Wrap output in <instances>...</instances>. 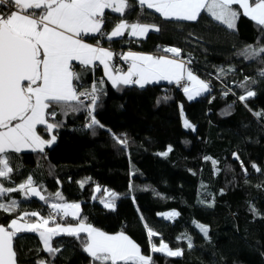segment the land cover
Listing matches in <instances>:
<instances>
[{"label":"trees","instance_id":"1","mask_svg":"<svg viewBox=\"0 0 264 264\" xmlns=\"http://www.w3.org/2000/svg\"><path fill=\"white\" fill-rule=\"evenodd\" d=\"M127 2L131 9L123 17L110 10L106 14L113 21L154 23L161 30L141 38L124 34L112 41L101 39V45L156 55L164 54V47H178L181 58H190V68L210 85L209 92L189 100L170 83L117 88L104 81L95 115L111 133L127 139L126 148L108 131L87 128L85 113L58 114L55 120L61 126L54 130L56 143L43 152L13 153L12 181L0 178V182L18 187L31 176L48 203L39 197L26 198L23 192L8 194L21 211H38L47 217L52 203H80L86 223L108 233L124 231L143 254L152 255L155 264H264V115H255L264 113V78L258 76L264 64L237 55L248 45H264V32L243 16L237 29L229 30L204 13L193 22L170 21L139 6L138 0ZM106 27L110 31L112 25ZM75 66L83 73L80 83L85 87L102 79L101 67ZM246 77L257 81L249 83L256 95L240 101L245 89L238 85ZM183 112L194 129L184 127ZM37 131L49 138L43 126ZM97 186L100 192L95 191ZM109 191L116 197H109ZM57 192L63 200L55 197ZM8 197L0 202H9ZM171 209L178 210L177 218L159 217L160 211ZM19 214L0 211V223L7 225ZM57 222L74 225L77 220L57 216L50 225ZM196 222L209 225L207 237ZM148 228L157 235L149 238ZM186 237H191V247ZM161 240L182 249L183 255L150 253L151 243ZM52 244L61 249L54 260L38 233L18 234L14 239L18 263L92 264L76 238L62 235L54 237Z\"/></svg>","mask_w":264,"mask_h":264},{"label":"snow or ice","instance_id":"2","mask_svg":"<svg viewBox=\"0 0 264 264\" xmlns=\"http://www.w3.org/2000/svg\"><path fill=\"white\" fill-rule=\"evenodd\" d=\"M138 4L170 21L193 22L204 13L229 30H236L237 21L243 16L264 32V0H138ZM130 9L127 0H0V178L12 181L14 168L10 161L13 153L26 150L43 152L46 146L56 142L57 137L52 133L61 126V122L55 120L58 114L66 116L69 112H83L89 120L87 128L104 129L117 143L127 147L126 138L111 133L96 118L97 101L104 92V81L101 79L85 87L80 83L83 73L75 71L73 62H78L86 70H93L99 62L107 79L117 88L128 85L144 88L151 83L167 81L182 87L189 100L209 91L210 85L194 74L188 66L191 61L186 62L181 58L182 50L178 47L162 49L172 54L171 57L128 51L121 57L130 62L128 70L123 72L115 68L113 59L118 54L111 49V45L102 46L101 39L112 41L124 37L126 30L132 37H145L149 31L161 30L154 23L138 21L129 24L123 18L113 21L112 16L106 14V10H110L123 17ZM107 25H112L110 31ZM89 38L95 43L86 42ZM237 55L264 64V45H248ZM220 71L222 74L225 72L224 69ZM258 76L264 78V70L259 71ZM256 82L246 77L238 85L245 89V94L238 97L240 101H247L256 95L249 87V83ZM255 115L259 117L264 113ZM38 126H43L48 139L37 131ZM184 127L194 128L187 119H184ZM167 154L163 153L165 156ZM235 158L239 161L238 155ZM240 163L246 172L243 162ZM251 166L255 171H260L255 164ZM33 185L31 176L18 187H6L0 182V198L8 197L13 192H23L26 198L39 197L48 203ZM95 191L100 192V187L97 186ZM54 195L63 200L61 193ZM116 195L108 192L109 197L115 198ZM8 201L0 202V211L20 214L7 225L0 223V264H17L14 239L20 233H38L44 250L53 260L61 251L59 246H53V238L67 235L80 241L82 250L91 258L92 264H155L152 255L143 254L140 245L124 231L109 234L86 223L80 216L79 203H52V212L44 217L38 211H21L18 202L10 197ZM105 206L114 207L113 204ZM252 211L256 210L253 208ZM178 215L177 212L166 214L168 219ZM57 216L73 217L77 223L65 226L57 222L54 227H49ZM197 227L204 236H208V227L203 224ZM82 233L85 235L81 236ZM156 235L148 228L149 238ZM186 238L188 247H191V237ZM150 253L179 257L183 255V250H173L161 240L158 246L151 243ZM40 264L47 262L42 260Z\"/></svg>","mask_w":264,"mask_h":264},{"label":"crops","instance_id":"3","mask_svg":"<svg viewBox=\"0 0 264 264\" xmlns=\"http://www.w3.org/2000/svg\"><path fill=\"white\" fill-rule=\"evenodd\" d=\"M107 11V10H106ZM149 32H151V31H149ZM125 34H128L129 36H131L130 35V32L128 31V30H126L125 31ZM136 38H141V37H136ZM86 42H89V43H94L92 40H89V39H87V41ZM105 47V46H104ZM127 52L128 51H133V52H137V53H142V54H149V55H156V54H152V53H149V52H145V51H138V50H135V49H127L126 50ZM126 52V53H127ZM125 53V54H126ZM159 55H169V57H171L172 55H170V54H168V53H164V54H159ZM183 59V58H182ZM74 63V65H78V62H73ZM113 64H114V61H113ZM96 66L98 67V68H100L101 67V69H102V72H103V76H102V80L103 81H107L108 83H110L111 84V82L107 79V76L105 75V73H104V70H103V66L102 65H100L99 64V62H97L96 63ZM127 71V70H126ZM194 72V71H193ZM194 74L195 75H197L198 77H199V79H202L201 77H200V75L198 74V73H195L194 72ZM202 80H204L206 83H207V81L205 80V79H202ZM159 83H163V84H165V83H169V82H167V81H160ZM159 83H155V84H159ZM151 84H154V83H151ZM170 84H174L175 86H176V84L175 83H170ZM183 90V89H182ZM210 90V89H209ZM184 92V91H183ZM209 92V91H208ZM208 92H205V93H203L202 95H204V94H207ZM185 95H186V97H187V94L185 93ZM196 98H198V97H196ZM195 98V99H196ZM34 187H36V186H34ZM37 188V187H36ZM38 189V188H37ZM42 194V193H41ZM43 195V194H42ZM63 202H65V201H63ZM63 202H61V203H63ZM67 203H70V202H67ZM73 203H76V202H73ZM80 204V203H79ZM81 214V213H80ZM75 225V224H74ZM55 225H53V226H51V225H49V227H54ZM65 226H67V225H65ZM96 228H98V227H96ZM98 229H100V228H98ZM101 230V229H100ZM103 231V230H102ZM108 233V232H107ZM119 233V232H118ZM83 234V233H82ZM109 234H114V233H109ZM126 234V233H125ZM130 237V236H129ZM131 238V237H130Z\"/></svg>","mask_w":264,"mask_h":264},{"label":"built area","instance_id":"4","mask_svg":"<svg viewBox=\"0 0 264 264\" xmlns=\"http://www.w3.org/2000/svg\"><path fill=\"white\" fill-rule=\"evenodd\" d=\"M164 48H166V47H164ZM118 55L117 56H115L114 57V59H113V61H114V66H115V68L116 69H120L121 71H123V72H126V70H128V68L130 67V62H126V61H124L121 57H122V55L123 54H125L127 51L125 50V49H120V50H118V51H115ZM165 53V52H164ZM168 54H170V53H168ZM170 55H172V54H170ZM184 59V61H191L190 60V58H188V57H185V58H183ZM190 65V64H189ZM188 65V66H189ZM75 70H76V66H75ZM100 78H101V76H100ZM99 78V79H100ZM177 86V85H176ZM179 89H183L182 87H180V86H177ZM66 202V201H65ZM65 202H63V203H65ZM67 203V202H66ZM52 212V209H51V206H50V208H49V211H48V215L50 214ZM62 219L64 218V219H67V218H69V217H63V216H60ZM57 218V217H56ZM56 218H55V220H56ZM53 223V222H52Z\"/></svg>","mask_w":264,"mask_h":264},{"label":"rangeland","instance_id":"5","mask_svg":"<svg viewBox=\"0 0 264 264\" xmlns=\"http://www.w3.org/2000/svg\"><path fill=\"white\" fill-rule=\"evenodd\" d=\"M184 60V59H183ZM189 67H190V65H189ZM184 119H187L188 121H189V123H191L193 126H194V128H195V125H194V123L193 122H191L190 121V119L189 118H187V116L185 115V113L183 112L182 113V123L184 124ZM186 128V127H185ZM194 128H191V129H194ZM187 129H189V128H187ZM52 134H54V132L52 133ZM45 138V137H44ZM45 139H48V138H45ZM56 143V142H55ZM54 143V144H55ZM54 144H52V145H54ZM51 145V146H52ZM50 146H46L45 148H49ZM44 148V149H45ZM27 152L28 151H31V150H26ZM170 212H177V213H179L178 212V210L177 209H171V210H169V211H160V213L158 214L159 215V217L161 216V217H164V218H166V219H168L167 218V216H166V214L167 213H170ZM178 216H175V217H173L172 219H168V220H173V219H175V218H177ZM198 224H203V223H201V222H196V225H198ZM203 225H205L206 227H208V229H209V225L208 224H203ZM199 228V227H198ZM163 242H165L164 240H162ZM165 243H167V242H165ZM159 244H157V246H158ZM170 247V246H169ZM171 248V247H170ZM171 249H173V250H176V248H171Z\"/></svg>","mask_w":264,"mask_h":264},{"label":"water","instance_id":"6","mask_svg":"<svg viewBox=\"0 0 264 264\" xmlns=\"http://www.w3.org/2000/svg\"><path fill=\"white\" fill-rule=\"evenodd\" d=\"M17 264H19L18 261H17Z\"/></svg>","mask_w":264,"mask_h":264}]
</instances>
